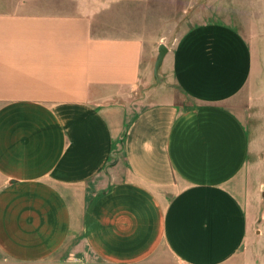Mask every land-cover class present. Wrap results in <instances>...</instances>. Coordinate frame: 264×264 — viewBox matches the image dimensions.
I'll return each instance as SVG.
<instances>
[{
    "label": "crops",
    "instance_id": "obj_1",
    "mask_svg": "<svg viewBox=\"0 0 264 264\" xmlns=\"http://www.w3.org/2000/svg\"><path fill=\"white\" fill-rule=\"evenodd\" d=\"M140 1L0 0V263L264 264L250 43L199 23L155 71L111 30Z\"/></svg>",
    "mask_w": 264,
    "mask_h": 264
},
{
    "label": "rangeland",
    "instance_id": "obj_2",
    "mask_svg": "<svg viewBox=\"0 0 264 264\" xmlns=\"http://www.w3.org/2000/svg\"><path fill=\"white\" fill-rule=\"evenodd\" d=\"M109 11L120 12V18L129 26L119 27L117 32L140 34L151 52L154 67L159 49L167 52L187 30L193 26L218 21L237 28L246 37L254 57L255 85L264 97V0H141L128 6L110 7ZM113 20L116 14L109 15ZM103 21H107L103 19ZM135 27H131L133 25ZM161 46V47H160ZM151 67V68H152ZM160 71V66L158 67ZM159 79V78H158ZM156 82L155 78L150 80ZM159 82V80H158ZM162 91L174 92V85L167 74L161 76ZM175 93V92H174ZM142 91L136 92L140 96ZM177 93L173 94L174 96ZM179 98V97H178ZM187 104L189 100L180 97ZM261 160L264 161L262 152ZM80 254V255H79ZM0 264H33L5 261ZM39 264H104L96 261L89 253H75L69 259L48 261Z\"/></svg>",
    "mask_w": 264,
    "mask_h": 264
},
{
    "label": "water",
    "instance_id": "obj_3",
    "mask_svg": "<svg viewBox=\"0 0 264 264\" xmlns=\"http://www.w3.org/2000/svg\"><path fill=\"white\" fill-rule=\"evenodd\" d=\"M163 55H164V49L160 48L159 49V54H158L157 59H156L155 64H154L155 71L158 69V66H159V64H160V62L162 60Z\"/></svg>",
    "mask_w": 264,
    "mask_h": 264
}]
</instances>
